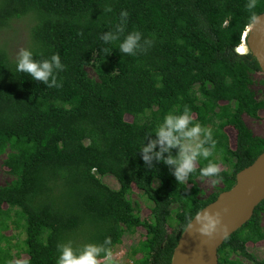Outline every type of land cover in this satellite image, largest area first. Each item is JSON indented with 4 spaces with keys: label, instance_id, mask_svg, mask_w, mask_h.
<instances>
[{
    "label": "trees",
    "instance_id": "1",
    "mask_svg": "<svg viewBox=\"0 0 264 264\" xmlns=\"http://www.w3.org/2000/svg\"><path fill=\"white\" fill-rule=\"evenodd\" d=\"M263 12L264 0H0V30L31 22L19 57L0 42V155L12 177L0 185V264L98 261L137 228L134 264H170L187 223L264 151L243 119L264 110L251 88L260 68L236 50ZM204 178L215 182L205 198ZM133 186L151 203L146 218ZM263 213L264 200L218 264H264L247 250L264 240ZM12 229L25 235L14 253Z\"/></svg>",
    "mask_w": 264,
    "mask_h": 264
},
{
    "label": "water",
    "instance_id": "2",
    "mask_svg": "<svg viewBox=\"0 0 264 264\" xmlns=\"http://www.w3.org/2000/svg\"><path fill=\"white\" fill-rule=\"evenodd\" d=\"M244 52H250L264 73V12L245 28ZM239 53H243L238 50ZM264 200V151L235 174V183L200 209L187 223L173 249L170 264H218L224 239L242 227Z\"/></svg>",
    "mask_w": 264,
    "mask_h": 264
},
{
    "label": "rangeland",
    "instance_id": "3",
    "mask_svg": "<svg viewBox=\"0 0 264 264\" xmlns=\"http://www.w3.org/2000/svg\"><path fill=\"white\" fill-rule=\"evenodd\" d=\"M30 26L31 22L26 18L15 19L10 22L7 28L0 30V42L7 44V49L11 53L13 58H17L21 55V53L25 50V44L30 41ZM88 74L93 75V71L91 69H87ZM252 84L251 88L255 92L257 99H264V83L261 81L264 80V73L259 71L252 76ZM260 116L257 118H251L247 115L243 116V119L256 136L264 137V110L260 111ZM126 120H131V117L126 116ZM225 132L229 137L231 147H234L235 143V130L232 127L225 128ZM5 155H0V185H4L12 180V177L8 174L7 168L3 165V160ZM193 165H195L193 163ZM188 167L187 162H184L180 169L182 174L185 173L186 168ZM102 180L112 188H117V182L112 176H105ZM198 185L202 191L201 197L205 198L208 196L213 190L215 182L210 178H204L198 181ZM130 199L137 206L141 218H146L149 214V209L151 203L145 198V196L141 193V191L137 190L135 186L132 187V194L130 195ZM172 224H175L174 220L171 221ZM261 225L264 229V213L261 216ZM169 231V228H167ZM13 233L16 238L12 239V253L15 251V245H22L23 239L25 237L24 233H19L18 230L8 231L6 234ZM144 237V230L142 228H137L132 235H124L120 238V243L117 245L116 250L122 249L127 252V256L119 259H113V263L117 264H134V262L140 258V254H136L133 258L130 257L129 250L134 248L140 239ZM247 250L254 255L255 258L261 259L264 257V240H261L257 243H248ZM26 257L25 254L22 255ZM246 264H252L251 262L241 258ZM99 261H87L80 262L77 264H98ZM109 262H107L108 264Z\"/></svg>",
    "mask_w": 264,
    "mask_h": 264
},
{
    "label": "built area",
    "instance_id": "4",
    "mask_svg": "<svg viewBox=\"0 0 264 264\" xmlns=\"http://www.w3.org/2000/svg\"><path fill=\"white\" fill-rule=\"evenodd\" d=\"M127 256V252H125L122 247L118 250H112L109 252L104 258L99 259V262H111L113 259H119Z\"/></svg>",
    "mask_w": 264,
    "mask_h": 264
},
{
    "label": "bare ground",
    "instance_id": "5",
    "mask_svg": "<svg viewBox=\"0 0 264 264\" xmlns=\"http://www.w3.org/2000/svg\"><path fill=\"white\" fill-rule=\"evenodd\" d=\"M237 48L241 52H244L245 51V45H243V44H240Z\"/></svg>",
    "mask_w": 264,
    "mask_h": 264
},
{
    "label": "clouds",
    "instance_id": "6",
    "mask_svg": "<svg viewBox=\"0 0 264 264\" xmlns=\"http://www.w3.org/2000/svg\"><path fill=\"white\" fill-rule=\"evenodd\" d=\"M236 50H237V48H236Z\"/></svg>",
    "mask_w": 264,
    "mask_h": 264
}]
</instances>
